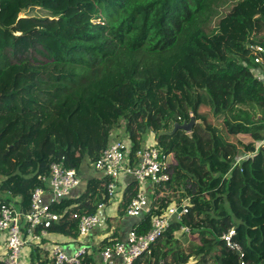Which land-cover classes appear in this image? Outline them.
Returning a JSON list of instances; mask_svg holds the SVG:
<instances>
[{"label": "trees", "instance_id": "1", "mask_svg": "<svg viewBox=\"0 0 264 264\" xmlns=\"http://www.w3.org/2000/svg\"><path fill=\"white\" fill-rule=\"evenodd\" d=\"M250 44L264 46V0H0V206L18 196L29 209L54 161L82 171L121 139L123 121L132 162L154 133L171 176L152 186L150 212L127 234L147 232L154 215L189 197L188 214L135 264H264V81L254 72L264 66ZM192 115L190 133L159 136ZM232 140L245 149L235 168L224 154ZM186 159L210 176L199 192L198 177L178 164ZM96 175L82 195L54 205L63 217L50 231L77 238L72 213L109 204V180ZM138 190L136 181L126 188L122 218ZM186 223L203 244L189 253L175 235ZM231 228L242 258L221 237ZM108 241L81 264H99L95 251ZM35 250L30 262L47 264Z\"/></svg>", "mask_w": 264, "mask_h": 264}, {"label": "built area", "instance_id": "2", "mask_svg": "<svg viewBox=\"0 0 264 264\" xmlns=\"http://www.w3.org/2000/svg\"><path fill=\"white\" fill-rule=\"evenodd\" d=\"M249 46L255 62L264 66V46L261 44H250ZM256 75L259 80L264 81V69L257 68ZM152 134L155 138V134ZM261 144H264V141ZM131 148L132 142L116 139L111 141L101 152L99 158L92 163L93 171L99 173L101 178L109 180L107 184L109 204L100 203L97 211L91 214L72 213V218L79 220V239L82 244L72 254H68L61 244L52 245L48 251L55 264H81L83 256L91 252L89 243L85 242V237L90 235L95 228L107 225L110 216L105 211L117 198L119 182L123 175L132 177L139 184L138 192L128 203L126 214L140 217L150 212L152 198L147 192V187L156 186L171 178L167 171V155L163 153L155 140L141 147L136 152L137 161L132 162ZM40 178L44 185L33 191L29 209L25 210L17 201L4 202L0 206V234L7 235L6 249L2 255V261L5 264H24L25 247L42 245L44 239L51 234L50 229L56 223L61 222L63 213L56 211L54 205H59L66 198L76 197L74 191L83 190L81 187L84 183L87 186V180H89L77 168L66 166L64 161H54L51 164L50 173ZM123 194L124 191L121 193V198ZM117 203L116 201V205ZM188 212L189 207L184 199L180 204H171L160 214L154 215L147 232L140 233L136 229H131L125 239L119 241H113L110 237L109 244L98 250L99 264H135L144 254L152 252L153 245L164 236L175 219L183 220ZM182 228L188 232L191 231L188 226L183 225ZM235 233V229L231 228L221 237L226 240L228 246L238 250L242 258L244 253L241 245L232 239ZM158 264H165V262L161 260ZM241 264L246 263L241 261Z\"/></svg>", "mask_w": 264, "mask_h": 264}, {"label": "crops", "instance_id": "3", "mask_svg": "<svg viewBox=\"0 0 264 264\" xmlns=\"http://www.w3.org/2000/svg\"><path fill=\"white\" fill-rule=\"evenodd\" d=\"M185 159V158H184ZM187 161H189V159H186V163H188ZM82 174H84L85 176H87L89 179L97 176L96 172L93 171L92 174H88V172H83L81 171ZM134 181V179H132V177L128 176V175H123L120 182H119V188H118V197L115 199V201H113V204L111 205L112 209L107 211L108 215L110 216V218L107 220V225L105 226V224L103 226H99L97 228H95L90 235L86 236V243H89V249H91V252L89 253H93V247L96 250V245L97 243L103 241L105 238H110L111 235L119 232L118 234L113 235L114 238L118 235L119 238H125L128 230L130 228L133 227L134 223L137 220V217H132V216H128L127 214L122 218H120V220L118 221L119 223L116 224V226L114 228H111V224L110 221L115 220L117 215L119 214V207L118 209L115 210V206H116V201L118 202L117 205H120V202L122 201L123 198H121V193L128 187V185ZM84 183V185L81 187L83 190H79V191H74L76 194V197H79L80 195H82L87 189V186ZM147 192L150 196V198H152L153 194H154V187H152L151 185L147 187ZM110 208V207H109ZM108 208V209H109ZM85 240V239H84ZM7 242V235L5 233L0 234V260H3L2 255L5 252L6 249V243ZM54 244H61V246L64 248V250L68 253V254H72L74 253L79 246L82 244L79 236L77 238L72 237L70 235L64 234L60 231H51V234L49 235V237L47 239H44L42 245L38 246L39 250L41 251V253L43 251L46 252V256L44 257L49 259V251L50 248L52 247V245ZM49 250V251H48ZM33 252L35 253V247L33 246H27L25 247L24 251H23V259H24V264H32L30 261L32 259V257H34V255L32 256ZM95 253H97V261L100 260V254L97 251H95ZM51 260V259H50ZM48 261V260H47ZM30 262V263H29Z\"/></svg>", "mask_w": 264, "mask_h": 264}, {"label": "rangeland", "instance_id": "4", "mask_svg": "<svg viewBox=\"0 0 264 264\" xmlns=\"http://www.w3.org/2000/svg\"><path fill=\"white\" fill-rule=\"evenodd\" d=\"M264 69V68H263ZM257 71V70H256ZM254 71V72H256ZM202 95L204 96V100L202 102L201 105V111L203 113H205L208 121H210V125L213 127V124L211 121H213L214 116L212 114V109H213V104H212V99L210 98V96L207 94V92L205 90H203ZM193 116V115H192ZM144 117V114L141 115V118ZM210 127V126H209ZM118 132L120 133V138L122 140H126V135H125V127L123 125V121L121 123V127L119 129H117ZM115 134V132H114ZM230 139V138H229ZM231 140V139H230ZM147 141L148 142H154L155 138L154 135L150 134L147 136ZM157 141V140H156ZM261 146V145H260ZM244 146L242 144H240L237 140H232L229 141V145L225 147L224 149V154L226 156L227 159H232L235 162L240 161V159L237 158L236 155H238V151H244ZM245 155H249V153L245 154ZM192 163L194 162L193 165L191 164H187V163H183V162H178L179 165H181V167L183 169H186L187 171L194 173L196 175L197 178V186H195V190L197 192L201 191V183H206V181L209 180V174L208 173H204V171L207 172V170H205V168H201L202 166L198 163L197 160H192ZM184 165V166H183ZM191 165V168H190ZM190 168V170H188ZM82 171L83 172H88V174H92L93 173V165L92 162L89 161V159H86L82 165ZM204 183V184H205ZM118 197V196H117ZM188 198L187 197L185 199L186 203H188ZM18 200V196H16V198H14V202ZM176 203H178L176 201ZM118 205L115 206V210L118 209ZM112 207H110L109 209H107L105 212L111 210ZM121 215H117L116 219L117 221L111 220L109 224H111V228H114L116 226L117 223H119L118 221L120 220ZM184 226H188L190 228V225H188L187 223L184 224ZM182 228V230L180 229L179 231H177L175 233L176 237H177V247L179 249H183L185 250L187 253L200 249L198 248L199 246H203L202 241L197 237L196 234L191 233V231H186ZM41 253V252H40ZM41 255H47L45 251H43L41 253ZM51 259V260H50ZM53 258L51 256H49L48 259V263L47 264H54ZM30 263V262H29ZM36 264H39L38 262Z\"/></svg>", "mask_w": 264, "mask_h": 264}, {"label": "water", "instance_id": "5", "mask_svg": "<svg viewBox=\"0 0 264 264\" xmlns=\"http://www.w3.org/2000/svg\"><path fill=\"white\" fill-rule=\"evenodd\" d=\"M195 123H196V119L194 116H191L190 120L187 121V120H184L183 122H175L174 123V126L171 130H161L159 132V136L160 135H173L174 133H176L178 130H183L187 133H190L194 126H195Z\"/></svg>", "mask_w": 264, "mask_h": 264}, {"label": "clouds", "instance_id": "6", "mask_svg": "<svg viewBox=\"0 0 264 264\" xmlns=\"http://www.w3.org/2000/svg\"><path fill=\"white\" fill-rule=\"evenodd\" d=\"M156 140V139H155ZM230 160H232V159H230ZM233 161V160H232ZM238 164H240V161H238V162H235V161H233V166H232V168H235ZM173 204H179V203H176V202H174ZM153 250V249H152Z\"/></svg>", "mask_w": 264, "mask_h": 264}]
</instances>
